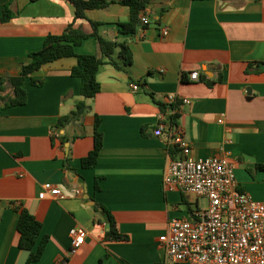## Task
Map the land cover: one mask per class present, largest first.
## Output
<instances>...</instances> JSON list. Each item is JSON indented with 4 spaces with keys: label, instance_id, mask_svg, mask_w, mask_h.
Returning <instances> with one entry per match:
<instances>
[{
    "label": "crops",
    "instance_id": "obj_1",
    "mask_svg": "<svg viewBox=\"0 0 264 264\" xmlns=\"http://www.w3.org/2000/svg\"><path fill=\"white\" fill-rule=\"evenodd\" d=\"M108 1V9L87 11L88 19L101 23L103 38L126 41L133 62L124 70L102 66L101 91L86 100L83 118L55 130L83 100L81 79L71 75L76 57L43 66L33 75L42 86L31 79L24 84L27 103L0 109V264H27L30 253L18 246L19 208L42 222L38 243L49 236L42 259L33 264L66 257L67 264H166L160 237L173 217L190 218L203 200L163 189L167 163L183 156L168 147L165 134H154L162 114L158 103L166 104L169 95L188 101L176 125L188 156L228 157L240 187L264 202V170L256 168L264 164V69L247 71L264 63V0H157L149 7V27L136 36L119 32L118 25L130 20L129 8ZM9 3L16 16L2 22ZM74 19L68 0H0V76H18L45 38L63 33ZM76 26L93 32L88 20ZM76 51L101 55L95 37ZM194 71L200 80L190 77ZM96 117L104 145L97 164L86 169L81 159L94 147ZM45 183L65 198H40ZM98 205L127 241L106 238L110 222ZM74 227H83L87 237L71 254Z\"/></svg>",
    "mask_w": 264,
    "mask_h": 264
},
{
    "label": "built area",
    "instance_id": "obj_2",
    "mask_svg": "<svg viewBox=\"0 0 264 264\" xmlns=\"http://www.w3.org/2000/svg\"><path fill=\"white\" fill-rule=\"evenodd\" d=\"M149 8L146 10L148 14ZM146 20H148L146 16ZM167 36L168 28L162 30ZM190 77L198 81L199 73ZM134 91L138 84L132 86ZM175 95L166 98L169 114H180L183 104ZM222 121V120H221ZM168 115L161 114L154 134L166 135L168 147H176L182 157L170 159L165 168L163 189L195 195L206 201L197 204L190 218L173 217L168 231L159 241L165 249L166 264H264V202L244 191L235 178V167L225 156L196 159L188 156L183 131L170 126ZM50 194L64 199L62 191L51 183L43 185L39 197ZM87 231H70L71 254L85 243Z\"/></svg>",
    "mask_w": 264,
    "mask_h": 264
},
{
    "label": "trees",
    "instance_id": "obj_3",
    "mask_svg": "<svg viewBox=\"0 0 264 264\" xmlns=\"http://www.w3.org/2000/svg\"><path fill=\"white\" fill-rule=\"evenodd\" d=\"M34 1V0H33ZM75 7V19L70 23L61 34H49L44 41L43 48L30 54V61L21 65V71L18 76L9 74L0 76V109H7L15 106L25 105L28 101V92L24 88L27 79L35 86H42V80L33 78L34 73L39 71L43 66L56 62L63 58L76 57L77 65L71 71L73 77L81 79V100L75 110L69 115L62 116L55 130L65 128L74 121H80L83 115L89 110L86 100L94 98L101 91V84L98 80V74L102 66L109 63L119 70H124L131 66L133 62L132 51L129 44L124 42L109 41L103 38L99 33L101 23L88 19L87 11L108 9L113 1L108 0H68ZM157 0H120L119 2L129 8L130 20L120 23L119 32L124 36H136L139 32L149 27V21L146 20V10ZM167 8L163 7L162 12ZM16 13L10 8V3L5 5L2 22H7L14 18ZM88 20L93 28L92 33H87L83 27L76 26L77 20ZM90 37H95L101 49V55L95 54H78L76 48L83 44ZM119 50L117 58L115 55ZM264 63H254L249 65L247 71H262ZM163 114L168 115L169 125L176 126L180 114H169L171 107L164 103H158ZM101 120L96 117L94 147L90 153L81 159L83 168L94 167L100 157L103 149V135L99 131ZM173 150L170 149V152ZM174 154V153H173ZM257 170H264V164H257ZM100 179L96 180L95 188L99 190ZM97 209L107 214L110 229L106 234V238L114 241H127L129 237L122 234L108 209L102 205H98ZM20 217L17 225L20 239L18 246L20 249L28 251L29 258L27 264H33L42 259L49 236H44L38 243L42 233L43 224L32 213L25 208H19ZM69 257H66L56 264H67Z\"/></svg>",
    "mask_w": 264,
    "mask_h": 264
},
{
    "label": "rangeland",
    "instance_id": "obj_4",
    "mask_svg": "<svg viewBox=\"0 0 264 264\" xmlns=\"http://www.w3.org/2000/svg\"><path fill=\"white\" fill-rule=\"evenodd\" d=\"M205 205H206V201H205V200H202V201H201V206H202V207H205Z\"/></svg>",
    "mask_w": 264,
    "mask_h": 264
}]
</instances>
